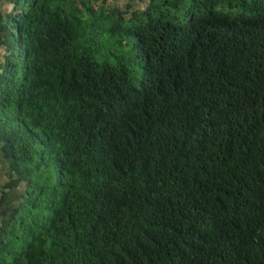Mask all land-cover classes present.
Listing matches in <instances>:
<instances>
[{"label": "trees", "instance_id": "1", "mask_svg": "<svg viewBox=\"0 0 264 264\" xmlns=\"http://www.w3.org/2000/svg\"><path fill=\"white\" fill-rule=\"evenodd\" d=\"M6 1L0 264H264V0Z\"/></svg>", "mask_w": 264, "mask_h": 264}, {"label": "crops", "instance_id": "2", "mask_svg": "<svg viewBox=\"0 0 264 264\" xmlns=\"http://www.w3.org/2000/svg\"><path fill=\"white\" fill-rule=\"evenodd\" d=\"M5 180H6V162L0 154V190ZM13 193L14 191H7L8 197L6 201L0 206V220L7 213L6 212L7 209L10 210L13 204L18 200V198H13V195H12Z\"/></svg>", "mask_w": 264, "mask_h": 264}, {"label": "rangeland", "instance_id": "3", "mask_svg": "<svg viewBox=\"0 0 264 264\" xmlns=\"http://www.w3.org/2000/svg\"><path fill=\"white\" fill-rule=\"evenodd\" d=\"M106 2L109 3V4H115L117 6H122L123 3H124V0H106ZM6 4H7V1L3 2L1 4V7L9 9L10 5H6ZM143 4H144L143 0H138L135 5H136L137 8H142ZM12 195H13V198H18V196L15 193H13Z\"/></svg>", "mask_w": 264, "mask_h": 264}]
</instances>
